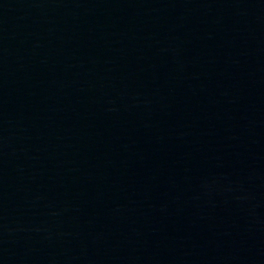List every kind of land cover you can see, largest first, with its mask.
Wrapping results in <instances>:
<instances>
[{"label":"water","instance_id":"obj_1","mask_svg":"<svg viewBox=\"0 0 264 264\" xmlns=\"http://www.w3.org/2000/svg\"><path fill=\"white\" fill-rule=\"evenodd\" d=\"M0 264H264V0H0Z\"/></svg>","mask_w":264,"mask_h":264}]
</instances>
